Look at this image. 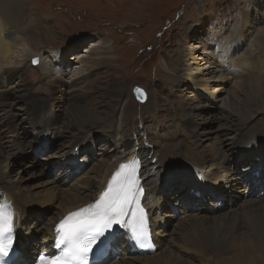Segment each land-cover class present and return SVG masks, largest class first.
Here are the masks:
<instances>
[{
  "label": "bare ground",
  "instance_id": "bare-ground-1",
  "mask_svg": "<svg viewBox=\"0 0 264 264\" xmlns=\"http://www.w3.org/2000/svg\"><path fill=\"white\" fill-rule=\"evenodd\" d=\"M9 1L11 0H0V29L4 33L7 31V19L17 18L14 13L18 9V0H13L11 3ZM251 21L252 18H249L248 22ZM19 25L21 27L19 30L26 35H31L23 36L24 34L19 31L14 33L19 37L14 39L19 41L16 44L11 39L10 36L13 34L10 32V39L3 36V39L9 42L8 45H3L0 41V46L15 51L16 46L24 43L36 52L41 44V39L38 38L40 34L37 32L41 28H46L47 25L41 24L38 18L31 20L27 25L25 23ZM245 25L244 27H247ZM248 26L251 27L252 23ZM188 39L189 36L184 37L181 54L171 63L172 65L177 63L178 66L172 68L170 65L163 64V71L167 75L170 74L169 79L174 86L176 85L180 98L186 97L183 88L192 87L197 92L204 93L205 97L216 105L220 104L221 119L226 122V128L223 129L235 131L234 144L249 148L248 152H250V154L243 153L244 157H241L239 161L246 167L237 170L236 173L233 172L226 153L218 145L208 144L209 149L203 150L202 146L211 140L212 130L196 124L194 121L196 116L190 107L187 109L185 105L178 106L175 109L178 119L170 123L169 119L160 113L161 111H155L156 98L152 100V92L148 93L146 103V114L149 120L143 129V131L151 130L152 137L143 141L142 134L134 131L135 140L132 144L129 123L132 98L126 83L113 80L109 88L98 86L93 92L88 91L93 84V77L104 68L103 61L106 55H110L105 42L84 61V70L74 85L63 90L65 92L63 96L69 98L67 100L69 106L78 108V112L73 113V117L67 115L64 124L55 117L57 116L55 109L47 98L41 99L44 104H48L47 108L44 106L37 108L34 103L27 100L30 97L27 92H24V89L29 87V80L26 77L29 64H24L27 55L17 59L20 66H12L0 71V200H5L14 213L15 233L19 236L20 242H23L19 248L21 256L18 258V264H27L28 260H31L29 256L46 249L52 240L54 227L70 213L94 203L110 184L121 164H127L133 159L140 161L138 179L145 190L140 197L141 207L151 228L157 250L143 257L134 254L128 246L127 233H121L116 236L109 258L102 264H264V139H261L264 135L262 136L263 131L259 129L254 128L251 131L257 119L264 117V113L263 110L253 112L251 108L237 109L230 90L231 85L225 77L228 73H236L240 77L246 76L247 79L259 78V74L264 76V61L248 63L247 60H236L234 53L242 46L244 40L242 32L239 31L235 45L230 46L223 41L217 42V58L210 53L205 55L203 60L206 61V68L207 66L210 68L212 60L218 61L214 71L200 69L198 66L192 67L191 64L197 63V57L195 48L189 47ZM37 40L40 41L38 44L35 43ZM42 50L44 53L45 48L40 51ZM60 58L68 63L70 60H68V51H64ZM69 64L70 68L72 64L70 62ZM39 73L45 79L50 78V70H47L46 64H40ZM63 76L66 77V73ZM187 78L194 81L195 85L187 86L184 83ZM213 81L220 82L216 90L211 89ZM46 83L47 92L52 94L59 92L63 84L62 81H58L50 85L47 80ZM261 90H264V85L253 88L251 93L258 99L264 93V91L260 92ZM97 97L109 98L112 110L107 112L89 103V98ZM21 99L28 101V109L23 114L27 127L23 128V132H27L28 134L24 133L27 136L33 135V141H35L34 144L31 141L27 147L22 145L20 136L16 135L17 130H20L18 126L6 125V130H10L11 138L1 134L4 126L2 121L12 120L18 115L10 107V101ZM165 112L168 117L174 114H170L167 110ZM199 114L202 113L198 112L197 115ZM233 117H236L235 122H232ZM212 120L215 121L217 118ZM185 128L193 131V137L189 140L182 134H175L177 131L184 132ZM73 129L78 133L73 132ZM81 132L82 134L78 135ZM58 135L70 136L73 146L61 157L46 159L47 164L54 167L61 165L60 162H62L61 172H64L62 173L64 175L61 177H64L72 169L71 165L75 163L77 165L75 169L80 171L77 179L82 181L84 186L57 194L35 193L34 190L43 189L40 185L33 187V190L23 189L22 182L26 179L23 175L27 172V168L24 166L15 175L9 174L8 168H12V158L17 155H21L23 159L29 158L28 155H34L33 152H36V158H38L42 154L38 152V149L43 150L44 145L50 142V137L53 136L56 139ZM43 136L48 137L47 142L42 140ZM97 138L106 140L111 138L117 144V147L110 152L109 158L98 160L93 156ZM240 139L241 143L238 142ZM29 150H31L30 153ZM82 151L85 154L79 158ZM257 169H262L260 178L251 177ZM242 171L245 173L243 174ZM177 179L183 182L180 188L188 189L189 186L199 189L201 195L208 194L209 208L212 212L208 215L191 216L187 209L181 207L183 211L180 212V209L172 205L173 210L181 215L180 219H176L177 224L173 232L169 233L166 222L170 224L171 220L166 217L165 212L169 206L165 203L168 194H163L162 191ZM247 179L250 181L248 189H252L250 192L252 196L249 198L241 194L242 201L236 205L233 202V193L241 191L236 189V192L234 187L239 184H248ZM168 180L169 183L166 185ZM256 195L259 199L255 198ZM226 196L236 207L230 205V210L223 213L217 207ZM213 199L215 202L211 203ZM49 207H52L51 210L48 209ZM30 211H35L38 215L29 219ZM240 216L254 218L249 225H245V223H236ZM14 238H17L15 234Z\"/></svg>",
  "mask_w": 264,
  "mask_h": 264
},
{
  "label": "rangeland",
  "instance_id": "rangeland-1",
  "mask_svg": "<svg viewBox=\"0 0 264 264\" xmlns=\"http://www.w3.org/2000/svg\"><path fill=\"white\" fill-rule=\"evenodd\" d=\"M11 2L13 0L9 1V3ZM197 2L199 3L198 5ZM17 3L18 9L14 13L17 18L7 19L5 37L9 38L11 32L13 35L10 37L15 41V37L18 38V36H15L14 33L18 31L24 34L23 36L31 35H26L25 32L19 30L21 28L19 24L25 23L27 25L36 18L41 24L47 25L46 28H41L37 32V34H40L38 38L41 39H39L41 42L38 40L35 42L36 44L40 42L43 46L40 44V48L38 47L36 52H34L28 45L27 59L24 63L29 64L26 69L29 87H26L24 92H27L30 96L27 100L34 103L37 108L41 106L47 108L48 104H44L41 101V99L47 98L54 107L53 109H55L57 114L55 117L60 122L63 121L64 124L67 115L73 117L78 112V108L69 106L67 102L69 98L63 96V93H65L63 90L74 85L84 70V61L89 58L96 48L103 46L105 42L110 50V55H106L103 61L105 64L104 68L102 67L101 72L93 77V84L88 88V91L93 92L98 86L109 88L113 80L126 83L128 93L132 98L129 115L130 142L132 144L135 140L134 131L142 134L143 141L152 137L151 130L146 129L143 131L149 120L146 114L147 102L138 104L132 94L133 88L137 86L145 91H150H146L147 93H153V95L151 94L152 100L156 98L154 101L155 111H161L160 113L169 119L170 123H174L178 119L175 111L178 106L185 105L187 109L190 107L194 116H196L194 118L196 124L212 130L210 133L211 140L202 146L203 150L209 149L207 147L208 144L218 145L226 153L234 173L246 167L239 159L244 157L243 153L250 154L248 152L249 148L240 146L237 143L234 144V141H236L235 131L223 129L226 128V122L221 119L220 104L216 105V103L206 98L204 93H199L192 87H189V89L183 88L186 97L185 99L183 97L180 98L176 85L174 86L171 79H169L170 74L164 73L163 64L170 65L172 68L178 66L177 63L173 65L171 63L173 60L178 59L181 54L182 40L184 37L189 36L188 45L195 48L197 57V63L191 64L192 67L206 68V61L203 60L205 55L210 53L217 58V42L223 41L225 42L224 44L233 46L238 41L239 31L242 32L244 40L242 46L237 50L235 49L236 60H247L248 63L254 61L263 63L264 0H18ZM249 18H252L251 22H248ZM4 21L6 22V19ZM250 23H252L251 27L248 26ZM244 25L247 27H244ZM15 43L18 44L19 41H15ZM50 45L53 46L48 48ZM42 48H45L44 53L43 50L40 51ZM66 50L68 51V60L70 59L69 62L72 64L70 68L69 62L65 63L60 58ZM33 59L38 60L39 63L33 64ZM41 63L46 64L47 70H50V78L45 79L40 75ZM217 64L218 61L214 59L210 68L207 66L206 69L214 71ZM16 66H20L17 59L13 67ZM65 73L66 77L63 76ZM258 76L259 78L247 79L246 76L240 77L236 73L226 74L225 77L231 85L230 90L237 109L251 108L253 112L263 110L264 113V105H262L264 103V93L258 99L251 93L253 88L264 85V76L260 74ZM46 80L49 81L50 85L62 81L63 84L60 86V91L54 94L48 93ZM186 80L184 83L187 86L189 84L195 85V82L189 78ZM219 84L220 82L213 81L211 89L216 90ZM255 84L257 86H254ZM245 89L246 91H243ZM262 91L264 90L260 92ZM207 94L209 95V93ZM27 100L10 101V107L18 115L12 120L4 119L2 121L4 126L1 132V134L11 138L10 130H6V125L18 126L20 130H17L16 135L20 136L22 145H26V147L29 146L31 141L32 144L35 143L33 135L27 136L24 133H28L23 132V128L27 127L24 122L25 115H23L24 111L28 109ZM89 103L107 112L112 110L109 98H89ZM160 108L163 109L160 110ZM166 110L170 114L174 113L175 115L168 117ZM198 112L202 114L197 115ZM71 113L74 114L72 115ZM212 118H217V120L214 121ZM235 121L236 117H233L232 122ZM254 128L262 130V136L264 135V117L257 119L251 131ZM74 131L77 130L73 129ZM80 134L82 132L78 135ZM175 134H182L187 140L193 137V131L190 128H185L182 133L177 131ZM261 139H264V136ZM42 140L47 142L48 137L43 136ZM238 142L241 143V139ZM71 146L73 145L70 136L62 137L58 135L56 139L51 136L50 142L44 145L43 150L41 148L38 149V152L42 153L40 157L36 158V152H33L34 155L29 154L28 156L30 157L25 159L21 155L13 157L11 160L12 168H8L10 169L8 173L15 175L19 172L18 170L25 166L27 172L23 175L26 179L22 182V187L26 190H33V187L37 185L43 186V189L34 190L35 193L57 194L68 189L70 191L83 187L82 181L80 182L77 179L80 171L75 169L77 167L75 163L71 165L72 169L65 175L66 177H61L64 175L62 174L64 172H61L63 170L62 162H60L61 165L54 167L51 164H47L46 159L61 157L64 152L72 148ZM116 147L117 144L111 138L109 140L97 138L93 156L98 160L109 158L110 152ZM30 152L31 150H29ZM80 153L81 156L79 155V158L85 154L84 151ZM261 170L257 169L251 174V177L260 178L262 175ZM251 177L248 176V178ZM246 182L248 184H239L234 187L235 190L241 191L233 193V202L236 205L242 201L241 194L249 198L252 196L250 194L252 189H248L250 185L249 179ZM168 183L169 180L166 185ZM181 183L183 182L177 179L170 186L164 185L166 187L162 191L163 194L166 193L171 196H167L165 201L166 205H169L165 211L166 217L171 220L170 224L166 222L169 233L173 232V228L177 224L176 219H180L181 215L178 211L173 210L172 205L177 209L181 207L187 209L189 214H192L191 216L208 215L212 212L209 208L210 201L208 199L210 196L208 194L201 195L199 189L196 188V190L189 186L188 189L180 188ZM258 197L257 195L255 196L256 199H259ZM230 200L226 196L225 200L218 204V210L224 213L230 210V205L231 207H236L234 203H230ZM214 202L213 199L211 203ZM51 208L49 207L48 209L51 210ZM181 211L183 210L180 209ZM36 215H38L37 212L30 211L28 218L31 219ZM252 218L254 217L240 216L236 223L249 225L252 222ZM35 255L29 256V259Z\"/></svg>",
  "mask_w": 264,
  "mask_h": 264
},
{
  "label": "snow or ice",
  "instance_id": "snow-or-ice-1",
  "mask_svg": "<svg viewBox=\"0 0 264 264\" xmlns=\"http://www.w3.org/2000/svg\"><path fill=\"white\" fill-rule=\"evenodd\" d=\"M32 63L39 61L33 59ZM133 91L138 94V99L145 95L139 87ZM139 165L138 159L121 164L112 183L95 203L70 213L59 222L54 247L61 251L60 255L38 252L31 258V264H88L93 246L103 243L113 226L128 229L140 246L149 247L145 242L146 215L139 206L145 191L137 177ZM130 211L132 218L127 219ZM14 232V213L10 206L0 205V264H13L11 257L17 251Z\"/></svg>",
  "mask_w": 264,
  "mask_h": 264
},
{
  "label": "clouds",
  "instance_id": "clouds-1",
  "mask_svg": "<svg viewBox=\"0 0 264 264\" xmlns=\"http://www.w3.org/2000/svg\"><path fill=\"white\" fill-rule=\"evenodd\" d=\"M4 31L0 29V41L3 42V45H8V41L3 39ZM19 39V37H18ZM28 52V46L24 43H21L17 46L15 51H10L2 46H0V71H3L6 68L14 66L15 60L22 58Z\"/></svg>",
  "mask_w": 264,
  "mask_h": 264
},
{
  "label": "water",
  "instance_id": "water-1",
  "mask_svg": "<svg viewBox=\"0 0 264 264\" xmlns=\"http://www.w3.org/2000/svg\"><path fill=\"white\" fill-rule=\"evenodd\" d=\"M136 87H137V86H136ZM136 87H134V88H136ZM134 88H133V90H134ZM139 88H140V87H139ZM141 89H142V88H141ZM133 90H132V94H133V96H134L135 101H136L138 104H145L146 101H147V98H148V95H147L146 91H145L144 89H142L145 95H144L143 98L138 99V98H137V95H138V94L134 93Z\"/></svg>",
  "mask_w": 264,
  "mask_h": 264
}]
</instances>
